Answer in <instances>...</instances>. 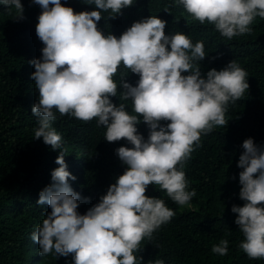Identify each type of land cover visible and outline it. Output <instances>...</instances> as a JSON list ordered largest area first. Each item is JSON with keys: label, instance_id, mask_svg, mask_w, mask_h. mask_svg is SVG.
<instances>
[{"label": "clouds", "instance_id": "obj_1", "mask_svg": "<svg viewBox=\"0 0 264 264\" xmlns=\"http://www.w3.org/2000/svg\"><path fill=\"white\" fill-rule=\"evenodd\" d=\"M34 2L42 8L36 33L43 47L42 56L29 61L35 67L31 76L38 89L32 105L38 117L33 137H42L59 150V166L51 171L52 182L39 192L37 204L46 202L51 211L31 232V239L38 242L42 257L72 254L71 264H142L141 241L151 240L176 215L163 198L146 195L147 186L159 185L178 205L192 206L196 189L188 187L184 162L202 134L228 123L227 106L249 88V73L232 59L202 75L200 61L208 53L204 41L193 42L183 31L166 34L167 21L157 15L134 21L119 37L98 27L104 12L114 18L134 0H85L96 7L82 11L61 0ZM174 3L200 23L213 24L229 40L251 33L254 19L264 18V0ZM0 4L14 8L15 17H23L21 0H0ZM120 65L139 74L135 85L124 76L120 80L122 98L132 101L131 112L125 103L111 99L117 96L114 75ZM57 112L83 121L96 119L106 126L108 141L125 138L132 145L116 149L127 167L84 213L78 206L89 198L69 183V177H76L64 159L62 136L53 126ZM141 119L149 128L147 138L137 129ZM242 147L237 164L242 169L239 196L244 203L233 204L231 210L238 214L235 223L244 237L239 247L250 258L259 259L264 258V144L250 136ZM228 245L229 240L221 238L211 251L224 256ZM148 264L166 261L156 258Z\"/></svg>", "mask_w": 264, "mask_h": 264}, {"label": "trees", "instance_id": "obj_2", "mask_svg": "<svg viewBox=\"0 0 264 264\" xmlns=\"http://www.w3.org/2000/svg\"><path fill=\"white\" fill-rule=\"evenodd\" d=\"M21 3L22 18L15 17L14 8L8 10L0 4V264H71L72 254L56 257L48 253L42 257L38 242L30 236L51 211L46 202L40 205L37 200L40 190L52 182L51 171L59 166V150L51 148L42 137H33L38 117L32 113V105L38 99V89L31 76L35 67L29 61L42 56L43 42L36 33L42 8L34 0ZM61 3L74 11L96 7L85 0ZM150 15L167 21L166 34L183 31L191 35L193 42L204 41L208 53L200 61L202 75L236 59L249 73V88L236 102H229L225 113L228 123L202 134L199 145L184 162L188 187L196 189L192 207L178 205L159 185L147 186L146 195L163 198L176 215L154 232L151 240L141 241L138 254L143 257L142 264L156 258H164L166 264H264V258H250L239 247L244 237L235 223L238 214L231 210L233 204L244 203L239 196L242 169L237 164L244 150L243 140L251 136L255 143L264 144V18L254 19L251 33L229 40L213 24L193 19L174 0H134L114 18L104 12L98 27L105 34L119 37L134 21ZM122 77L135 85L139 74L120 65L114 75L117 96L111 99L116 104L125 103L131 112V99L121 96ZM53 126L62 136L67 167L76 177H69V183L82 197L89 198L82 199L78 206V211L84 213L99 202L127 167L116 149L132 145L125 138L108 141L104 137L106 126L96 119L83 121L57 112ZM137 129L147 138L145 121L141 119ZM221 238L229 240L224 256L211 251Z\"/></svg>", "mask_w": 264, "mask_h": 264}, {"label": "rangeland", "instance_id": "obj_3", "mask_svg": "<svg viewBox=\"0 0 264 264\" xmlns=\"http://www.w3.org/2000/svg\"><path fill=\"white\" fill-rule=\"evenodd\" d=\"M185 208H189V207H186V206H184ZM192 207V206H191Z\"/></svg>", "mask_w": 264, "mask_h": 264}]
</instances>
